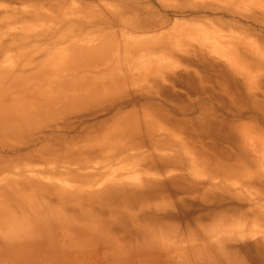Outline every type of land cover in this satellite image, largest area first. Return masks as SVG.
Returning <instances> with one entry per match:
<instances>
[{"label":"rangeland","instance_id":"rangeland-1","mask_svg":"<svg viewBox=\"0 0 264 264\" xmlns=\"http://www.w3.org/2000/svg\"><path fill=\"white\" fill-rule=\"evenodd\" d=\"M61 1L0 0V54L112 30L124 69L156 68L0 128L2 215L21 222L0 219V264H264V75L159 36L217 30L264 62V0H75L112 11L48 21Z\"/></svg>","mask_w":264,"mask_h":264},{"label":"bare ground","instance_id":"bare-ground-1","mask_svg":"<svg viewBox=\"0 0 264 264\" xmlns=\"http://www.w3.org/2000/svg\"><path fill=\"white\" fill-rule=\"evenodd\" d=\"M67 1H61L58 9L59 15L54 16L52 12L53 16L49 17L48 21L58 22L71 16L92 21L93 19H101L112 11V7L103 2H81V5L84 4L85 6H77L74 4L75 0ZM156 1L165 3L164 0ZM243 2L248 1L243 0ZM23 22L21 21V23ZM111 31L101 30L79 37L56 39L58 41H53V43L32 45L30 48H17L10 52L1 53L0 128L8 127L12 122H15V124L18 121L23 123L27 115L52 110L59 103L69 102L78 97V94L83 91L95 92L99 89L113 87L119 85L123 80H127L128 76L135 78L143 71L152 67L156 68V65L149 60L137 58L127 69H124L121 60L115 54H112L118 47L108 40V38L114 37L109 35ZM169 33H171V41L165 45L163 44L164 47L171 48L180 44V47L183 48L184 44V46L190 48L189 45L194 43L198 48L210 54H215L222 59L233 74H241L250 82L257 75H264V62L261 60L260 55L255 53L256 48L246 38L198 27L192 31L189 30L188 36L182 40L180 36L183 35V27L175 25L160 31L159 36L164 37ZM109 49H111L112 55L108 54ZM158 52L159 55H162L165 49L162 47ZM163 66L166 65L163 64ZM128 72H131V74ZM3 208L4 204L0 202L1 221L6 224L16 223L17 226H21L19 224L21 222L15 219V215L10 213L2 215Z\"/></svg>","mask_w":264,"mask_h":264}]
</instances>
